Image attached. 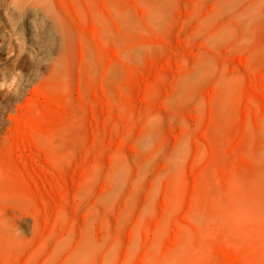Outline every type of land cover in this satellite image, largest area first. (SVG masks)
Instances as JSON below:
<instances>
[{
    "label": "rangeland",
    "instance_id": "rangeland-1",
    "mask_svg": "<svg viewBox=\"0 0 264 264\" xmlns=\"http://www.w3.org/2000/svg\"><path fill=\"white\" fill-rule=\"evenodd\" d=\"M16 70L0 264H264V0H0Z\"/></svg>",
    "mask_w": 264,
    "mask_h": 264
},
{
    "label": "clouds",
    "instance_id": "clouds-1",
    "mask_svg": "<svg viewBox=\"0 0 264 264\" xmlns=\"http://www.w3.org/2000/svg\"><path fill=\"white\" fill-rule=\"evenodd\" d=\"M20 77L18 79L17 77ZM24 86L23 73L16 70L14 73H0V92L17 95Z\"/></svg>",
    "mask_w": 264,
    "mask_h": 264
}]
</instances>
